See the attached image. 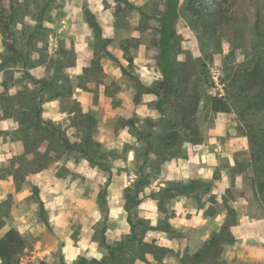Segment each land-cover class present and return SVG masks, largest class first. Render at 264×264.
Instances as JSON below:
<instances>
[{
  "label": "rangeland",
  "instance_id": "374dc122",
  "mask_svg": "<svg viewBox=\"0 0 264 264\" xmlns=\"http://www.w3.org/2000/svg\"><path fill=\"white\" fill-rule=\"evenodd\" d=\"M195 2L226 24L179 0L175 93L165 0H0V239L24 238L17 264H264V0Z\"/></svg>",
  "mask_w": 264,
  "mask_h": 264
},
{
  "label": "trees",
  "instance_id": "16d2710c",
  "mask_svg": "<svg viewBox=\"0 0 264 264\" xmlns=\"http://www.w3.org/2000/svg\"><path fill=\"white\" fill-rule=\"evenodd\" d=\"M198 2V1H197ZM195 10H196V17L198 20L204 21V25H211L215 27H224L226 24L223 22V14H220V11L217 10V8L209 13H204L205 7L201 2H199L198 5L195 4ZM179 0H165V9L160 13L159 16V40H158V48L160 51L159 56V63L163 70V77L164 81L161 82L160 90L161 91H174L176 93L177 86L175 83V67H174V58L176 54L175 50V43H176V31H175V24L177 19V8H178ZM206 23V24H205ZM0 25H3L5 27V31H9V25H4L3 18L0 14ZM91 27L97 30V33L100 32L98 28L96 27L94 22H91ZM207 27V26H206ZM9 49L16 52V50L9 46ZM109 57H113L111 54H108ZM258 74V73H257ZM261 76V74H258ZM259 78L263 79L262 76ZM142 87L147 91L149 94H153L156 96H161V93L158 92L155 88L152 87H146L142 83H140ZM184 104H191L192 97L191 95H185L182 97ZM197 103V102H196ZM210 103V107L218 113H226L229 111L228 103L224 100H218L213 96H208V104ZM187 106V105H186ZM197 107V106H196ZM172 135H168L164 137V141L170 144L174 143L175 137ZM66 142L69 144V142L66 140ZM70 145V144H69ZM195 184V183H194ZM125 209L128 212V221L132 225L131 217L132 213L129 207H125ZM230 229L229 221L226 220L223 228L218 233L214 234L208 244L209 247H216L217 244L220 242L227 241L226 239V231ZM107 249L111 251V247L107 244ZM25 248V240L20 235V233L16 229H11L8 231L5 236L0 239V259L2 260L3 264H17L18 256L22 252V250ZM209 248V249H211Z\"/></svg>",
  "mask_w": 264,
  "mask_h": 264
}]
</instances>
